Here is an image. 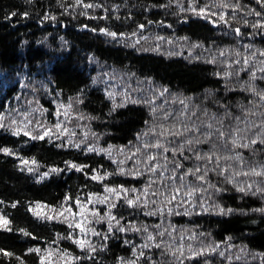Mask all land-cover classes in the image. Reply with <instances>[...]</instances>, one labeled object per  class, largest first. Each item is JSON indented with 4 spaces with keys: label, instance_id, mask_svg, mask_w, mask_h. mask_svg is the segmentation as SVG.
Instances as JSON below:
<instances>
[{
    "label": "trees",
    "instance_id": "obj_1",
    "mask_svg": "<svg viewBox=\"0 0 264 264\" xmlns=\"http://www.w3.org/2000/svg\"><path fill=\"white\" fill-rule=\"evenodd\" d=\"M254 25L264 0H0V264H264Z\"/></svg>",
    "mask_w": 264,
    "mask_h": 264
},
{
    "label": "snow or ice",
    "instance_id": "obj_2",
    "mask_svg": "<svg viewBox=\"0 0 264 264\" xmlns=\"http://www.w3.org/2000/svg\"><path fill=\"white\" fill-rule=\"evenodd\" d=\"M86 7H92V5H86ZM199 14L203 15V14H204V10L202 9V10L200 11ZM12 15L14 16V15H16V13H12ZM25 15H27V14L25 13ZM221 18H222V17H221ZM254 27H264V25H254ZM100 31H101V32H105L104 29H101ZM236 31H237V33L239 34V29H237ZM106 34H107V35H111V36H115V35H116L115 33H106ZM261 55H264V53H261ZM244 63L247 64L248 61L245 60ZM253 78H255V74H253ZM165 91H166V90H165ZM260 99H261V100H264V95L260 96ZM0 127H3V125H0ZM57 127H59V125H57ZM207 127H208L209 129H212V125H211V124L207 125ZM200 131H201V127H197V126L193 125V126H191V127H183L181 130H179V131H177V132H171L170 130H164L163 132L160 133V135H161V136H165V134H167V135H172V136H180V137H184V135H185L186 133H187L188 135H191L193 132H196L197 134H199ZM23 134L26 135V136L28 135L27 132H24ZM48 134H49L48 132H45L43 136H35V137H32V138H33V139H44V136H47ZM213 134L217 135L220 139H226V136H227V135H232L231 132H229V133L226 134L224 131H222V130H220V129H215L214 133H213L212 131H210V132L208 133L209 138H211V136H212ZM13 135H20V130L17 129L16 131H14V132H13ZM260 142H261V143H264V140H261ZM192 143H193V141H191V140H188V141H187V144H188V145H191ZM197 143H199V141H197ZM232 143H233L234 146H236V139H235V138L232 140ZM251 143L255 144V143H257V141H256V140H252ZM241 146H242V147H248L247 144H243V145H241ZM145 147L147 148V147H149V145H145ZM150 147H152V148H156V149H163L164 152H168V151H169V149L166 148V147H164V145L161 144L159 141H158L157 143L151 145ZM183 147H184V145H181V148H183ZM89 151H94V149H89ZM0 152H3V153L6 154V155H12V154H13L12 151H11L10 149H8V148H2V149H0ZM182 154H183V153L181 152V155H182ZM173 155H174V156L176 155V152H175V151H173ZM202 158H203V157H201V156H197V157H196L197 160H200V159H202ZM214 158L217 160V166H218V161H219V158H218V157H214V156H209V157H208V159H209L210 161H211L212 159H214ZM165 159H167V157H165ZM155 160H156V157H155V156H151V155L148 156V162H154ZM22 164L25 165V166H27V170H28L29 172H34V171H35V168H34V167L29 166V165H36V161H35V160H31V161L22 160ZM68 166H69V167H74V168H76L77 171H82V167H80V166H76V165H73V164H70V163L68 164ZM181 168H182V165H181V164H178V163H177V164H174V165H173L174 173H175L176 170H179V169H181ZM149 170H150L151 172H153V173H158V171H159V165L152 166L151 164H149ZM59 171H60V169H57V168H52V169H50V172H59ZM225 171H226V169H225ZM200 172H201V169H200V168H196L194 171L190 169V170L188 171V173H186L185 175H193V176H196V178H197L198 180H200L201 182H203L204 179H205V176H204V175H200ZM121 173H123V170H121ZM159 174H160V175H163V173H159ZM252 174L257 175V176H264V171L257 172V171H255V169H253V170H252ZM48 175H49V173H44V175L41 176L40 179H44V178L47 177ZM246 175H247V173H246ZM104 178H106V177H100V176H98V175H94V176L92 177V179H94V180H100V179H104ZM173 179H181V180H183L184 177H176V176L174 175ZM248 189H249V190L251 189V185L248 186ZM106 191H108V192H115L116 190H115V189L108 188V189H106ZM121 191H123V189H121ZM238 191H240V192H244V191H245V188L241 187V188L238 189ZM257 191H261V190L258 189ZM176 194L179 195V190H177V193H176ZM188 195L190 196L191 193H189ZM175 198H176L175 196L172 197L173 200H174ZM67 199H68V198H66V200H67ZM89 202H91V201L89 200ZM78 203H79V202H78ZM127 203L129 204V206H132L135 202H134L133 200H128ZM12 206L15 207L16 205L13 204ZM81 207H82V206H81ZM113 207H115V205H113ZM40 208H41V205H37L35 209L30 208L29 211H32V212L34 213V215H36V216H38V217H42L43 214H42L40 211L37 210V209H40ZM231 211H232L231 209H228V212H231ZM260 211H264V209H261ZM220 213H221V214H226L224 209H220ZM62 214H63V213H61L60 215H62ZM43 218H46V219H55L56 217L48 216V217H43ZM109 218H110V219H115V217H109ZM9 223H10V222H9L5 217L0 216V228H3V229H5V230H9V231H10L11 229L8 228ZM117 223H119V222L117 221ZM70 226H71V225H70ZM75 227L80 228V229H81V232H84V228H83L80 224H76ZM111 230H112V229H111V227H110V228H109V231H111ZM22 231H23V230H22ZM121 231H123V229H121ZM24 234H25V235H29V234L26 233V232H25ZM149 239H152V237L150 236ZM74 242H75L76 244H78L81 248H84V247H85V241H83V240H76V241H74ZM157 247H159V245H157ZM29 251H30V252H32V251H36V252H38L39 249H29ZM0 254H2V255H4V256H12V255H13L11 252L4 251L3 249H0ZM21 264H22V262H21ZM41 264H46V262H45V260H44L43 257L41 258Z\"/></svg>",
    "mask_w": 264,
    "mask_h": 264
}]
</instances>
